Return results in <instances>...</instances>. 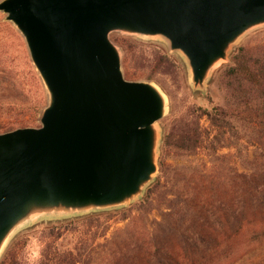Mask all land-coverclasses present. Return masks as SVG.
Segmentation results:
<instances>
[{
	"label": "water",
	"instance_id": "95a60500",
	"mask_svg": "<svg viewBox=\"0 0 264 264\" xmlns=\"http://www.w3.org/2000/svg\"><path fill=\"white\" fill-rule=\"evenodd\" d=\"M48 96L40 125L0 132V258L44 216L120 209L159 170L163 89L126 78L113 32L164 39L195 90L264 27V0H0Z\"/></svg>",
	"mask_w": 264,
	"mask_h": 264
},
{
	"label": "trees",
	"instance_id": "16d2710c",
	"mask_svg": "<svg viewBox=\"0 0 264 264\" xmlns=\"http://www.w3.org/2000/svg\"><path fill=\"white\" fill-rule=\"evenodd\" d=\"M120 44L127 50L126 60L136 47L125 41ZM171 61L168 54L158 53L154 72L173 64ZM219 71V81L227 91L224 103L200 105L175 121L165 135L164 148L195 154L204 142L200 120L206 116L218 130L209 141L213 154L246 138L262 149L264 160V35L236 47L230 62ZM127 74L135 79L144 77L129 69ZM152 76L153 73L146 77ZM164 162L161 160L158 179L137 205V214H132L131 206L86 215L82 221L98 228L93 236L82 235L69 249L47 243L41 264H91L94 260L98 264H211L264 235V161L250 173H241L222 160L209 173L194 171L185 175L175 169L174 176L168 174ZM164 186L167 206L161 219H155L150 227L147 215L154 206L152 194ZM128 218L126 226L113 237L96 245L91 242L106 235L108 226L101 227L110 220ZM48 236L55 239L59 234ZM15 244L6 252L2 264L15 256Z\"/></svg>",
	"mask_w": 264,
	"mask_h": 264
},
{
	"label": "rangeland",
	"instance_id": "374dc122",
	"mask_svg": "<svg viewBox=\"0 0 264 264\" xmlns=\"http://www.w3.org/2000/svg\"><path fill=\"white\" fill-rule=\"evenodd\" d=\"M5 15L0 11V132L7 131L9 127L14 129L22 126L40 125L41 111L48 102L47 92L31 61L25 39L12 22L5 20ZM263 30L264 27L248 33L234 46L233 50L250 40L262 37ZM111 36L113 40H118L115 41L122 49L123 69L126 78L148 79L156 82L168 97V111L166 116L159 121L161 142L158 158L159 170L156 179L146 188L141 198L126 207L107 210V212L125 210L133 206L132 214H137V205L161 174V160L163 159L170 176H174L173 170L175 169L178 170V174L184 173L185 175H190L194 171L209 173L214 168L213 166L220 165L222 160L231 163L241 173H250L256 164L263 163L264 160L260 155L262 149L251 144L246 138H242L237 145L232 144L220 148L217 154H213L209 141L218 130L211 125L206 116L200 120L205 133L204 142L195 154L164 148L165 135L171 130L175 121L186 117L190 110H194L200 105L206 107L224 103L227 91L220 83L218 74L226 63L219 65L214 70L206 91L195 90L189 80V70L185 59L179 52H171L164 39L144 38L121 32H113ZM123 41L136 47L135 51L128 54L126 60L127 50L120 44ZM158 53L168 54L172 58L170 63L173 64L166 68H158L154 72V59ZM127 69L141 72L144 77L139 79L129 77L131 75L127 74ZM151 73H153L152 78H147L146 76ZM217 157H221L220 160ZM163 183L165 180H162ZM166 190V186L160 187L152 194L154 206L147 215L150 227L155 219H161V213L167 206V199L163 196V192ZM170 196L172 195L170 194ZM91 213L97 212L69 216H44L25 225L14 234L7 244L1 255L0 264L14 243H16V254L15 256L11 255L4 264H41L42 253L47 243H52L62 249L72 248L79 237L82 235L90 237L97 231V226L91 227L89 223L82 221L83 217ZM128 222L129 218L121 221L110 220L101 227L102 229L104 226H108L106 235L95 238L91 242L95 241L94 245L104 242L105 239L113 237L115 232L125 227ZM49 234L56 236L59 234V236L54 239V237L50 238ZM91 264H98V261L94 260ZM211 264H264V235L242 244L234 252Z\"/></svg>",
	"mask_w": 264,
	"mask_h": 264
}]
</instances>
